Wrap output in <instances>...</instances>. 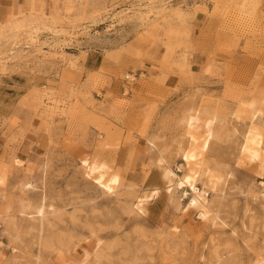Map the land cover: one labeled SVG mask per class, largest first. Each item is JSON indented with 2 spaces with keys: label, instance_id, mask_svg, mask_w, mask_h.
<instances>
[{
  "label": "rangeland",
  "instance_id": "obj_1",
  "mask_svg": "<svg viewBox=\"0 0 264 264\" xmlns=\"http://www.w3.org/2000/svg\"><path fill=\"white\" fill-rule=\"evenodd\" d=\"M191 5L211 19L193 44ZM194 51L205 62L191 71ZM3 75L0 264H264L260 0L31 5L0 23ZM25 137L28 159L3 156Z\"/></svg>",
  "mask_w": 264,
  "mask_h": 264
},
{
  "label": "crops",
  "instance_id": "obj_2",
  "mask_svg": "<svg viewBox=\"0 0 264 264\" xmlns=\"http://www.w3.org/2000/svg\"><path fill=\"white\" fill-rule=\"evenodd\" d=\"M56 1L59 0H0V23H3L6 21V19L9 17L10 14H17L19 11H25L27 12L28 8H30L31 5L36 7H45V9H50ZM58 3V2H57ZM260 7L264 9V0H260ZM195 7L191 5V30H192V36H191V42L196 43L198 42L199 36L201 31L206 28H208L209 23L211 19L209 16L206 14L204 10H193ZM211 12V8L208 9V13ZM210 27V26H209ZM212 29V27H211ZM189 56L187 57L189 60V65L191 71H196L199 70L200 67L204 65L205 60L203 59V54L200 51H194L190 52L188 54ZM134 66L139 68L140 65V60L136 58V60L133 61ZM158 64H161L160 62ZM162 65V64H161ZM164 66V65H162ZM158 73V71H157ZM166 75V82H174V79L177 78V74L173 75L171 72H164ZM5 75L1 76L0 79L2 80L1 87L3 88L4 86V80L3 78ZM12 81V80H11ZM178 81V80H177ZM13 82V81H12ZM17 86L20 83L17 82L14 83ZM7 87H14L9 84H6ZM109 91L111 93L117 94L120 93V90H117L116 88L113 89L111 86L109 88H106L104 92ZM10 94H13L12 92ZM1 99H0V105L4 106V101L5 97H10L8 93H4V91H0ZM14 98V97H13ZM9 101V100H7ZM10 102V101H9ZM16 101L12 102L13 104V109L15 110L16 108ZM10 115V113H4V111H0V117L4 119V117ZM35 116H31L30 122L34 126L36 120ZM17 132L16 127L11 129ZM27 141V144H22V142ZM37 144V139L35 137H25L23 140L20 142H17V144H14L11 149L10 147H3V156H6L10 151L15 152L16 158L19 160H26L31 156V153L33 152L32 150L37 151V148H34V145Z\"/></svg>",
  "mask_w": 264,
  "mask_h": 264
},
{
  "label": "bare ground",
  "instance_id": "obj_3",
  "mask_svg": "<svg viewBox=\"0 0 264 264\" xmlns=\"http://www.w3.org/2000/svg\"><path fill=\"white\" fill-rule=\"evenodd\" d=\"M249 1V0H246ZM246 3V2H245ZM260 131L256 128V127H251L245 136V141L243 144V151H245L247 153V155L250 158H255L257 156V145L260 142ZM157 165L159 166H163L162 165V160L161 159H157ZM162 177L163 180L165 181V183L168 186V190L171 189V187L174 185L175 187H179L181 186V183L175 180V173L173 172V170H171V168L169 167H162ZM173 186V187H174ZM172 187V188H173ZM156 193V189H151L148 192H144V194L140 197H138L137 201L135 202V208L139 213H143L144 212V202L148 201L154 194ZM200 194H194V196L191 199L190 204H197L199 200ZM200 206H202L200 204ZM199 206V207H200ZM38 213H41V209H38ZM200 215H204V212L201 211ZM208 216V215H207ZM204 217V216H202Z\"/></svg>",
  "mask_w": 264,
  "mask_h": 264
},
{
  "label": "built area",
  "instance_id": "obj_4",
  "mask_svg": "<svg viewBox=\"0 0 264 264\" xmlns=\"http://www.w3.org/2000/svg\"><path fill=\"white\" fill-rule=\"evenodd\" d=\"M129 76H130L129 74L125 75V77H124L125 80H127V81H128V80H132L131 77H129Z\"/></svg>",
  "mask_w": 264,
  "mask_h": 264
}]
</instances>
